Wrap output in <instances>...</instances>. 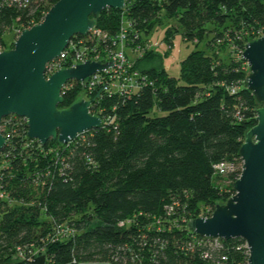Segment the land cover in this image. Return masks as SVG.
Returning a JSON list of instances; mask_svg holds the SVG:
<instances>
[{"label":"trees","instance_id":"1","mask_svg":"<svg viewBox=\"0 0 264 264\" xmlns=\"http://www.w3.org/2000/svg\"><path fill=\"white\" fill-rule=\"evenodd\" d=\"M55 1L0 0V43L6 27L31 26ZM123 19L127 45L170 20L168 45L179 31L194 48L177 76L145 51L133 61L144 84L129 97L92 93L89 109L101 125L66 143L28 138L15 114L1 120L0 264L25 263L17 247L41 249L46 264H247L242 239L204 237L186 221L209 215L233 192L218 179L239 175L238 150L259 104L242 84L245 60L223 58L214 46L234 52L254 38L252 30L264 28V0H125L94 18L106 36L85 42L111 48ZM70 83L59 107L76 100L81 85ZM222 161L233 170L217 173L213 166ZM59 227L73 233L63 237Z\"/></svg>","mask_w":264,"mask_h":264},{"label":"water","instance_id":"2","mask_svg":"<svg viewBox=\"0 0 264 264\" xmlns=\"http://www.w3.org/2000/svg\"><path fill=\"white\" fill-rule=\"evenodd\" d=\"M124 2L56 0L41 21L23 28L12 47L0 51V124L10 114L24 117L26 136L41 145L49 139L66 143L78 133L100 126V117L90 113L88 99L79 98L59 108L63 101L61 89L69 80L83 81L113 65V60L102 63L89 58L59 68L48 77L44 73L47 63L73 36L85 35L94 26V18L102 9H122ZM241 58L248 66L243 87L259 106L255 108L256 122L245 131L238 150L241 168L232 182L234 193L216 203L209 216L192 217L186 226L201 236L238 237L246 243L247 264H264V33L244 44ZM4 143L0 130V150ZM31 264H46L45 254L32 257Z\"/></svg>","mask_w":264,"mask_h":264},{"label":"built area","instance_id":"3","mask_svg":"<svg viewBox=\"0 0 264 264\" xmlns=\"http://www.w3.org/2000/svg\"><path fill=\"white\" fill-rule=\"evenodd\" d=\"M26 3L27 0H24L23 5H25ZM127 27H128V23L127 21H125V19H123L121 21L119 31L113 37V40L111 39L112 47L105 48L103 50L97 49L95 44L89 45L85 42V40H91L92 42L94 39L95 40L101 38L103 39L106 36V34L101 32L98 28L94 26L90 28L85 35H80V36H84V38H78V39L71 38L68 41L67 45L60 52V54L47 63L44 73L46 74L45 77H48L51 73H53L59 68L74 66L76 65V63H81L85 59L90 58L89 60H93V61L99 60L102 63L105 61L113 60V65L103 70L92 73L83 81H77L81 85L79 91V93L80 92L81 93L79 95V98L90 100V105H92L94 98H90V95L94 92L96 94V91H98V95L101 93H108V94H117L118 96H123V97H129L134 90L138 89L142 84H144L145 77L137 69L133 68L134 60H131L129 58L127 51L128 49L135 51L137 53V58H140V56H142L145 51L152 49L151 48L152 45L149 44L150 41H148V39L146 38H144L140 42L134 43L133 45H127L125 43L128 40ZM18 32L20 33V30ZM134 37H137V34H135ZM70 84L71 83L69 80L63 85L61 89V95L64 89L68 88ZM230 91L234 92V88H230ZM21 118L26 126L25 118L24 117ZM0 130H2L1 124H0ZM26 130H27V126H26ZM4 137L6 141V136L4 135ZM213 167L217 173L223 174L226 171H232L234 168V164H232L231 162L222 161L215 164ZM233 193L234 191L232 192V194ZM0 197H3V194L1 192H0ZM209 215L206 214L200 216L207 217ZM57 229H58V234L63 237L73 233L72 229L69 227H59ZM209 238L217 239L213 237H209ZM243 246L247 250V257H248V249L245 242ZM40 253H43L41 252V249L40 250L29 249L28 252L25 253L21 247H17V255L22 259H26V262L23 264H31V258ZM204 256H206V254Z\"/></svg>","mask_w":264,"mask_h":264},{"label":"rangeland","instance_id":"4","mask_svg":"<svg viewBox=\"0 0 264 264\" xmlns=\"http://www.w3.org/2000/svg\"><path fill=\"white\" fill-rule=\"evenodd\" d=\"M45 5H46L45 2L41 3V6L43 8L41 9L40 13H42V14L44 12L43 9L46 7ZM33 20L34 19H32L31 21H33ZM39 21H41V19L34 22V23H37ZM169 22H170V20L167 21V24ZM167 24L155 25L153 27V29L151 30V32L145 38L148 39V41H150L149 44L152 45V47H151L152 50L158 56V57L152 58L153 62L156 61V59L158 58V61H156V63L158 62L162 67H164V69L167 71V73L169 75L177 76L178 70H179V62L186 56L187 53H189V51H191L194 48V44L192 41L184 40L182 38L180 32L175 31V32H173V35L171 37V44L168 45V43L164 40V31L167 27ZM20 28L23 29L26 27H23L21 24L20 25L13 24L12 26L6 27L4 29L3 35H2L4 44L0 43V51L5 50V49H10L12 47L13 41L19 35L18 31ZM263 33H264V28L261 27V28H259L258 31L252 30V33L248 36L252 37V34H254L253 36H254V38H256ZM201 46H202V43H200L197 47H201ZM214 48L217 50V52L219 53V55L221 57L228 58V57H230V55H232V57H234L236 59L238 57L241 58L240 52L243 49V48L242 49L237 48V50H236V48H234L235 51L231 52L230 51L231 49L222 48V50H220V48L218 49L217 46H214ZM127 54L131 60L138 59L137 53L135 51L128 49ZM153 62H151V63L148 62V64H153ZM245 64H246V66H242V68H243L244 72L247 73L248 72V66H247L246 61H245ZM44 75L46 76V74H44ZM80 93H78L76 99L79 98ZM59 108H63V107H59ZM1 133H2V131H1ZM218 182L220 183V185H219L220 187L224 186V187L228 188L229 186L232 185V182L228 181L223 176L218 179ZM219 203H221V202H219ZM78 264H107V263L93 261V262H82V263H78Z\"/></svg>","mask_w":264,"mask_h":264}]
</instances>
